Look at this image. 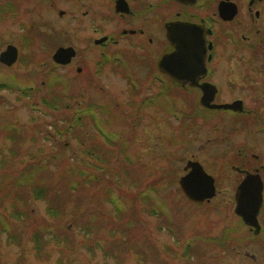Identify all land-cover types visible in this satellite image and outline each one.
<instances>
[{"label":"rangeland","instance_id":"1","mask_svg":"<svg viewBox=\"0 0 264 264\" xmlns=\"http://www.w3.org/2000/svg\"><path fill=\"white\" fill-rule=\"evenodd\" d=\"M0 4L14 7L12 0ZM70 4L73 12L69 8L67 16L60 17L58 11L65 6L49 9L38 0L29 5L20 1L21 16L0 19V52L8 44L18 49L15 63L0 64V85H4L0 88V190L18 169L17 163L36 161L55 176L54 186L64 164L75 166L74 160L82 166L85 148L109 146L101 132L115 135V143L122 144L116 149L121 165L111 173V183L101 178L94 188L97 197L89 198V185L83 176L78 178V172V192L57 198L67 204L62 221L47 214V194L40 200L27 192V201L16 200V208L7 200V210L0 207L10 226L8 232L0 230V264H264V238L249 242L233 211L238 175L232 159L242 138L236 140L233 131L225 135L224 131L225 140H220V131L213 128L187 133L185 125L173 118L172 103L166 99L169 89L158 104H143L146 91L158 88H135L107 67L96 74L93 61L79 74L76 60L67 67L56 66L51 57L58 47L84 46L76 33L75 3L70 0ZM28 89L31 92L21 94ZM62 95L73 109L62 105L55 110L41 102L45 97L55 103L52 98ZM76 110L92 113L101 132L86 119L63 134ZM8 128L16 132L8 133ZM65 140L68 144L63 146ZM57 152L60 155L52 157ZM189 160L199 162L215 180L216 194L208 203L192 205L180 191L178 179ZM162 172L169 175L166 184L159 182ZM105 185L114 196L120 195V200L114 197L120 214L102 196ZM19 210L23 215L16 214ZM73 214L79 217L75 224ZM39 228L49 239L50 256L45 261L38 260L34 250L32 237Z\"/></svg>","mask_w":264,"mask_h":264},{"label":"flooded vegetation","instance_id":"2","mask_svg":"<svg viewBox=\"0 0 264 264\" xmlns=\"http://www.w3.org/2000/svg\"><path fill=\"white\" fill-rule=\"evenodd\" d=\"M20 1L29 5L34 0H12V9L0 4V19L21 16ZM38 1L49 9L65 6L58 11L60 17L67 16L69 8L73 12L70 0ZM71 2L76 7V33L84 46L74 49L70 63L59 67L70 66L76 60L80 64L76 67L79 74L84 71L83 66L93 61L96 74L107 67L135 88H158L157 92L153 90L155 95L146 91L143 104H158L165 89H169L166 99L172 103L173 118L178 125H185L187 133L213 128L220 131L218 136L223 141L224 131V135L233 131L236 140L241 137L232 159L238 175L235 191L247 173L259 176V227L251 228L235 216L238 229L245 228L249 242L264 238V0ZM171 25L179 31L178 36L198 40L202 45L198 50L199 69L187 80L172 79L160 67L163 56L176 50L167 38ZM185 27L190 34L181 32ZM206 100L209 105L233 107L210 108L204 104Z\"/></svg>","mask_w":264,"mask_h":264},{"label":"trees","instance_id":"3","mask_svg":"<svg viewBox=\"0 0 264 264\" xmlns=\"http://www.w3.org/2000/svg\"><path fill=\"white\" fill-rule=\"evenodd\" d=\"M0 88L1 89L4 88V85H0ZM26 92H31V90L28 89L24 92H21V94H25ZM65 98L66 97H64V95H62V97L54 96L52 99H56V102L52 103L49 99L42 97L41 102L43 105L47 107H51L55 110L62 107V105L64 106L67 105L68 109H73L74 106L69 107L68 105L69 102L64 101ZM146 104L150 105L151 103H146ZM165 104L167 105L166 102ZM79 112L81 114H79L78 111L76 110L75 111L76 114L73 116V120H72L73 122L72 121L69 122L70 124L72 122L71 127L69 128L66 126L63 127L64 129L63 134H67V133L69 134L70 131H74L76 127H78V125H80L82 121L86 119L91 120L94 127H96L97 130H99L98 128L99 126L97 122L98 120L93 119V117L91 116L92 113L85 114V113H82L84 111L82 112L79 111ZM8 129H9L8 133L10 131L16 132V130L14 129H10V128ZM56 133L60 134L61 132H59L57 129ZM101 135H103L105 143L109 145L107 148L106 147L97 148L93 144L92 146H90V148L87 147L85 148V151H83V155L86 157V160L81 161L82 166H80V163H78L79 161L74 162V160H72V163H76L75 166L71 165L70 163H67V164H64V166H62L60 169H58L59 177L57 178L61 182V184H63L61 188H57L58 185H60L58 184L57 178L55 181L56 183L53 186L52 181L55 178V176H50L48 173H46V170H44V164L39 163L38 161H36L35 163H25V164L17 163L18 169L14 171V175L16 176L12 175V177H10L9 181L3 187L4 191L2 190V187H1L0 207H2L4 211L7 210L6 209L7 206L5 205V202L9 199L11 200V203L14 207L16 206V204L14 203L18 199L21 200V202L23 201L26 202L27 201L26 198L28 197V195L26 196L27 192H29L33 196V198L36 197L37 199H40V200L47 194L45 198V201L48 202L47 203L48 206L46 209L47 214L50 217L55 218L56 220L59 219V221H62L66 214L67 204H64V202L61 204V201L57 200V198L60 196H64V195L71 196L73 193L78 192L80 188L79 179L77 180V176H76L78 172H79L78 178H80V175L83 176L85 178L86 183L89 185V187L86 189L89 193V198L91 197V194L93 195V197H97L98 190H95L94 188L99 186L100 182H102L101 178H104V177L107 179L109 183H111L110 182L111 173L117 170L118 167L121 165L120 163H118V160H117V157H118L117 151L123 148L122 144L115 143V135L106 136L102 134V132H101ZM91 138L92 137H90V140L93 139ZM66 144H68V140L67 141L65 140L63 142V146H65ZM64 149L66 148L64 147ZM68 149L66 150L68 151ZM57 154L60 155V152L54 153L52 157L57 156ZM111 160H113V163H110ZM96 163H99V164H96ZM11 164H13V162ZM21 164H22V167H20ZM81 167L83 168L80 169ZM57 168H54V169H57ZM167 181H170L169 175H166L165 172H162L159 182L166 184ZM107 188L109 189V186L105 185L103 188L104 191L102 193V196L106 197L107 202L110 203L115 208V210L117 211V214H120L122 209L114 201L115 196L120 200V195L114 196L113 191L110 189L108 190ZM21 189H26V190L19 191ZM48 195L50 197H47ZM138 195L140 196V198H145L144 195H140V194ZM74 203L76 204V202ZM75 204H73V207H75L76 209ZM2 208L0 211V215L2 216V219L0 218V230L2 232H8L9 231L8 227L10 226L3 221V219H6L7 217L5 216V213L2 211L3 210ZM16 214L21 216L23 215V211L19 210ZM78 218L79 217L77 214H73L71 223L75 224ZM128 222L132 223L133 219L130 218ZM47 228L49 229V227ZM44 232L45 231L43 230V228L42 229L39 228L38 230L34 231L33 237H32L35 243L34 250L36 251V258L41 261L48 260L50 256L48 253V249L46 248V244L48 243L49 239L47 237V233H44Z\"/></svg>","mask_w":264,"mask_h":264},{"label":"water","instance_id":"4","mask_svg":"<svg viewBox=\"0 0 264 264\" xmlns=\"http://www.w3.org/2000/svg\"><path fill=\"white\" fill-rule=\"evenodd\" d=\"M233 15H231L232 18ZM171 25L167 29V38L168 41L171 43V45L176 49V43L175 40L177 38H183L186 45V55L187 56H194L197 71L199 66V58L200 54L198 50L200 47H202L201 43L198 42V40H192L188 39L186 36H178L179 31H174L171 27ZM174 33H173V32ZM181 32H185L186 34H190L189 28H181ZM193 41H194V48H193ZM75 56V50L72 47H59L56 49V51L52 55V60L56 64L60 65H66L69 64L71 59ZM18 57V50L13 45H7L5 50L0 53V63L5 66H11L13 63L16 62ZM177 57V49L169 54H166L163 56V58L160 60V67L162 70L168 74L172 79L175 80H187L189 77L184 75L182 72L173 71L172 67L174 63L176 62ZM196 71V72H197ZM208 100L203 101L206 106H209L210 108H217V109H231L232 105H209V103H206ZM184 171L186 173L182 175L178 180V185L185 196V198L192 204H202L204 202H209L216 194L215 185H214V178L207 174L202 165L196 161H187L184 166ZM193 172H197L199 175L204 177V186L201 187H192L189 185L186 181V177L192 175ZM235 209L234 213L241 217L243 222L250 226V227H256L257 220L256 216L259 211V208L261 206L262 202V183L260 181V178L256 174H250L247 173L244 180L241 182V184L236 188L235 195Z\"/></svg>","mask_w":264,"mask_h":264},{"label":"snow or ice","instance_id":"5","mask_svg":"<svg viewBox=\"0 0 264 264\" xmlns=\"http://www.w3.org/2000/svg\"><path fill=\"white\" fill-rule=\"evenodd\" d=\"M176 49H177V57L176 62L174 63L172 70L182 72L184 75L188 77H194L197 71L196 62L194 56L186 55V45L183 38H177L175 40ZM194 48V41H193ZM186 181L192 187H203L204 186V177L199 175L197 172H193L192 175L186 177Z\"/></svg>","mask_w":264,"mask_h":264}]
</instances>
